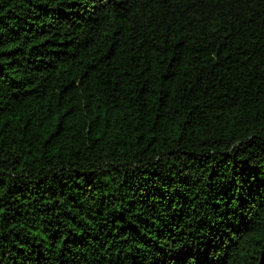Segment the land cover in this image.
I'll list each match as a JSON object with an SVG mask.
<instances>
[{
    "label": "trees",
    "instance_id": "obj_1",
    "mask_svg": "<svg viewBox=\"0 0 264 264\" xmlns=\"http://www.w3.org/2000/svg\"><path fill=\"white\" fill-rule=\"evenodd\" d=\"M0 264H264V0H0Z\"/></svg>",
    "mask_w": 264,
    "mask_h": 264
}]
</instances>
